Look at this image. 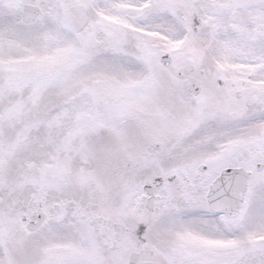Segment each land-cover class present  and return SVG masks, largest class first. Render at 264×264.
<instances>
[{
  "label": "snow or ice",
  "instance_id": "6c2138e0",
  "mask_svg": "<svg viewBox=\"0 0 264 264\" xmlns=\"http://www.w3.org/2000/svg\"><path fill=\"white\" fill-rule=\"evenodd\" d=\"M0 264H264V0H0Z\"/></svg>",
  "mask_w": 264,
  "mask_h": 264
}]
</instances>
